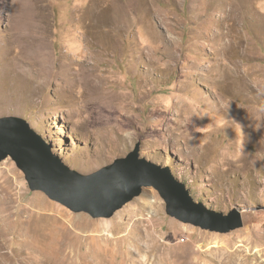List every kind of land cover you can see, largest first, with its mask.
Instances as JSON below:
<instances>
[{
	"label": "rangeland",
	"instance_id": "obj_1",
	"mask_svg": "<svg viewBox=\"0 0 264 264\" xmlns=\"http://www.w3.org/2000/svg\"><path fill=\"white\" fill-rule=\"evenodd\" d=\"M261 109L264 0H0V117L85 176L139 143L193 203L242 223L183 224L153 188L92 219L31 192L8 158L0 264H264Z\"/></svg>",
	"mask_w": 264,
	"mask_h": 264
},
{
	"label": "water",
	"instance_id": "obj_2",
	"mask_svg": "<svg viewBox=\"0 0 264 264\" xmlns=\"http://www.w3.org/2000/svg\"><path fill=\"white\" fill-rule=\"evenodd\" d=\"M139 150L137 143L125 158L85 176L56 160L26 120L0 117V163L11 159L31 192L44 194L74 214L109 219L139 197L144 188H153L163 200L166 214L178 222L220 234L242 227L236 214L223 218L193 203L167 170L140 160Z\"/></svg>",
	"mask_w": 264,
	"mask_h": 264
},
{
	"label": "clouds",
	"instance_id": "obj_3",
	"mask_svg": "<svg viewBox=\"0 0 264 264\" xmlns=\"http://www.w3.org/2000/svg\"><path fill=\"white\" fill-rule=\"evenodd\" d=\"M261 110L264 111V109H261ZM193 116L199 118V117H198V114L195 112V110H193ZM236 124H237V128H238V135L241 137V140H242V137H243V135L245 134V133H244V129H243V127H242V125H241L240 123H237V122H236ZM208 127H210V125H207V126L202 127V128H201V127H196V131L202 133V132L205 131Z\"/></svg>",
	"mask_w": 264,
	"mask_h": 264
},
{
	"label": "bare ground",
	"instance_id": "obj_4",
	"mask_svg": "<svg viewBox=\"0 0 264 264\" xmlns=\"http://www.w3.org/2000/svg\"><path fill=\"white\" fill-rule=\"evenodd\" d=\"M11 230V229H10ZM2 231V230H1ZM12 231V230H11ZM13 234V233H12ZM5 235V234H4ZM5 237V236H4ZM6 239V238H5ZM44 255V254H43Z\"/></svg>",
	"mask_w": 264,
	"mask_h": 264
}]
</instances>
